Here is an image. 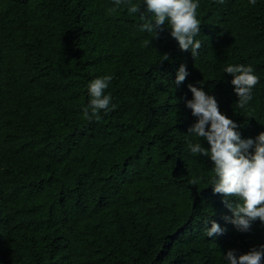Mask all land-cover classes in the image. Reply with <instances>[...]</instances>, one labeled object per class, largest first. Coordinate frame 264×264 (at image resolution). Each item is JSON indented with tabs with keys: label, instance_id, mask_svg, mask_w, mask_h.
<instances>
[{
	"label": "trees",
	"instance_id": "16d2710c",
	"mask_svg": "<svg viewBox=\"0 0 264 264\" xmlns=\"http://www.w3.org/2000/svg\"><path fill=\"white\" fill-rule=\"evenodd\" d=\"M114 6L0 0V264H226L228 250L264 245V223L240 232L224 219L213 162L187 141L210 145L186 134L188 85L201 81L242 139L264 132V0H199L195 59L166 26L141 31ZM240 64L259 78L246 109L222 71ZM106 75L116 107L85 119L87 86ZM212 220L226 229L214 238Z\"/></svg>",
	"mask_w": 264,
	"mask_h": 264
},
{
	"label": "clouds",
	"instance_id": "9594fccd",
	"mask_svg": "<svg viewBox=\"0 0 264 264\" xmlns=\"http://www.w3.org/2000/svg\"><path fill=\"white\" fill-rule=\"evenodd\" d=\"M220 4L224 0H218ZM252 6L256 0H249ZM124 5L129 15L139 14L142 21L141 31L147 33L170 29L171 36L178 42L182 51H191L195 59L201 49L202 43L195 39L200 34L201 23L197 19L199 0H143V5L132 3V0H115V6L108 9L112 14ZM143 7V11H141ZM160 62L168 60V54H164ZM233 79L231 84L238 96L235 107L246 109L252 99L254 87L259 83V78L254 74L251 66L228 65L223 70ZM189 75L186 66L181 65L176 76L175 83L180 85ZM111 76H103L92 80L88 84V92L91 97L89 104L83 108V117L91 119L100 118L101 110L108 112L116 106H110L111 95H105L111 81ZM198 88L193 84L188 89L193 94L191 100H187L186 107L191 109L196 122L187 131V136L202 138L210 148H205L200 142L187 141V148L194 156H206L213 162L215 177L210 182L213 193L221 194L223 203L232 212V217H224L232 223L240 232H248L253 222L259 220L264 223V132L255 140L242 139L237 131L240 127L236 122L222 114L217 99L206 94L203 90L204 81L199 82ZM254 149V152L250 151ZM199 178L191 180L197 185ZM236 198L232 200L230 198ZM207 237L222 235L226 229L221 228L215 220L208 221L204 225ZM226 264H264V245L253 247L248 253L237 256L235 249H230L224 254Z\"/></svg>",
	"mask_w": 264,
	"mask_h": 264
}]
</instances>
